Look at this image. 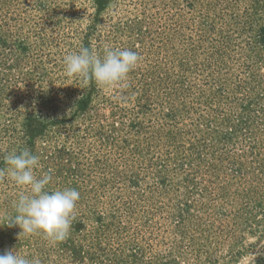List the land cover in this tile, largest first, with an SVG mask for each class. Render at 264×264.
Listing matches in <instances>:
<instances>
[{
    "label": "rangeland",
    "instance_id": "1",
    "mask_svg": "<svg viewBox=\"0 0 264 264\" xmlns=\"http://www.w3.org/2000/svg\"><path fill=\"white\" fill-rule=\"evenodd\" d=\"M105 46L142 56L130 87L65 76V54ZM25 148L80 200L50 246L7 225L0 180V254L264 264V0H0V167Z\"/></svg>",
    "mask_w": 264,
    "mask_h": 264
},
{
    "label": "clouds",
    "instance_id": "2",
    "mask_svg": "<svg viewBox=\"0 0 264 264\" xmlns=\"http://www.w3.org/2000/svg\"><path fill=\"white\" fill-rule=\"evenodd\" d=\"M141 61L142 56L135 51L110 46H105L102 53L82 47L79 52L65 54L62 58L67 78L79 79L84 85L92 82L108 93L130 87V74ZM42 167L40 157L27 148L4 156L0 180L12 183L19 192L12 205L14 214L8 218L7 225L21 229L18 238L38 236L55 246L69 235L80 192L71 187L52 188V170L38 173ZM0 264L41 262L19 250H8L0 254Z\"/></svg>",
    "mask_w": 264,
    "mask_h": 264
},
{
    "label": "trees",
    "instance_id": "3",
    "mask_svg": "<svg viewBox=\"0 0 264 264\" xmlns=\"http://www.w3.org/2000/svg\"><path fill=\"white\" fill-rule=\"evenodd\" d=\"M251 15H249V17H250ZM222 57L223 56H221V54L218 56V58H217V60L221 63V62H224V60L222 59ZM219 64V63H218ZM174 138H175V136H173ZM233 171H235V172H239L238 170H233ZM263 175H264V172H263Z\"/></svg>",
    "mask_w": 264,
    "mask_h": 264
}]
</instances>
